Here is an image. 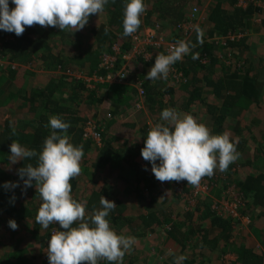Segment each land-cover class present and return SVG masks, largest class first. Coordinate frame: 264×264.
<instances>
[{"label": "crops", "instance_id": "crops-1", "mask_svg": "<svg viewBox=\"0 0 264 264\" xmlns=\"http://www.w3.org/2000/svg\"><path fill=\"white\" fill-rule=\"evenodd\" d=\"M176 1L179 3L176 4L175 0H172L171 4H168L167 0H144L147 10L140 17L141 25L139 29L161 23L162 27L166 29L167 39H176L179 36L176 31L177 24L187 19L190 20L187 22H194L191 42L195 39L197 41L195 29L197 27L201 29L203 43H198L197 47L212 46L218 62L212 68V72L199 71L197 73L196 83L192 84L205 91L203 94L204 100H196L194 104L190 105V115L196 118L199 123L206 125L211 135H221L228 132L230 140L243 139L246 141L247 146L252 149V146H255V143H258L261 138L264 142V1L255 3V13L247 18V22L242 28L235 31L236 35L242 34L243 36L244 31L246 32L245 42L242 46L227 45L228 37L232 36V33H227L225 36L216 32L215 25L206 17L209 6L215 5L212 0ZM249 1L251 0H238L236 5L237 7L246 8ZM112 5L114 6L113 3H109L105 6L103 13L94 15L90 24L77 32L74 30L61 31L55 27L38 25L35 33H31L23 40V48L20 49L24 53V57L13 54L17 50L14 46L17 42V36L14 33L0 30V57L4 59L2 61L3 70L7 71L6 74L13 80L7 79L0 83V87L5 92L1 100L9 102L7 106L11 110L8 112L7 108H0V123L16 118L19 114L16 111L17 106L13 105L12 102L20 88L26 93L35 92L46 89L54 80L59 81L65 77L83 81L82 84L89 91L96 89L98 91L101 88L100 93L104 96V102L101 106L92 104L93 100H90L89 97H94V94L88 96L90 92L89 94L85 93L84 96L82 95L81 102L78 104V110L84 119L90 117H95V120H99L101 117L105 119L101 129L105 137H103L102 145L95 144L85 156V159L81 161V172L77 176V187L71 195L78 202H86V215L90 216L95 210L101 209L100 199L103 195L101 193L106 190V195L103 196L117 205L114 213L117 220H120H118L116 228L112 224L110 226L117 234L136 238L135 245L125 254L123 264H174L179 256L186 257L181 264L189 262H191L190 264H264V201L262 205L254 206L252 204L246 210L245 217L251 219L249 225L244 217L241 219V223H238V225L234 223L229 230L220 226L213 227L208 219L200 217L199 222L192 219L190 223L192 231L196 230L198 235L194 236L192 234L189 243L180 244L166 233V225L147 227L141 224L140 216L148 214L147 205L150 194L145 192V189L143 190L145 182L137 184V175H130L132 172L131 166L122 163L121 171L111 168L109 165H102L99 162V154L105 147L106 141H112L114 138L116 139V141H113L114 153L121 152V145L124 143L127 145L126 150L134 147H137L136 151L141 150L145 143H143L144 138H147L148 134H143L144 129L147 127L146 132H149L156 123L162 122L160 115L166 109L165 106L160 109L161 104L159 103L148 106L145 105L146 103L143 105L138 103L131 106V110L127 112L119 109L118 106L115 107L109 98L111 90L107 87L111 86H109L110 84L106 86L107 84L103 82L107 71L101 66L102 59L105 55H114V47L122 49L123 45L121 43L129 38V36H123V30L118 21H116L118 26L109 29L110 17H108V12L110 15ZM9 6L10 9L15 7L11 3ZM117 7L118 5H115L114 8ZM195 7H198L199 13L193 17V8ZM222 8L228 11L230 4L227 2ZM234 12L229 13L233 14ZM177 14L180 16L184 14L186 17H173ZM50 30L53 31L52 34ZM105 31H107L106 36ZM50 36H52V41ZM40 38L46 40L44 44L39 45L36 43L37 39ZM44 45L48 47V51ZM9 48L12 49L11 52ZM33 48H37V50L35 51ZM30 51H35V54L28 59L27 54ZM148 51L152 53L153 49L149 48ZM158 54L164 53L155 51L151 54L149 60L152 64L147 67L149 71ZM49 57L53 62L51 66L46 61ZM85 57L98 63L97 68L94 67L93 63L90 64L91 69L89 63L84 68L76 64L79 59ZM189 59L187 60L188 63ZM55 62H58V64L56 65ZM137 62H133L131 67L134 70V77L130 80V83L123 84L124 86L136 89L133 79L138 77L141 78L142 83L144 81V83L150 84L151 87H158V90L164 87L174 89L176 92L181 90V85L179 86L168 79L167 81L165 79L156 81L143 79L144 67ZM219 81H228L227 85L233 88H235L234 84L240 85L241 97L244 100H241L238 106H231L233 100L229 98L234 95V91L227 92V89L222 88L216 94L213 90V85H219ZM159 99L157 98V102ZM163 99L167 103L170 101L173 103L170 96H165ZM186 100H182L181 103ZM242 103H245V105ZM178 104L176 101L174 106L169 105L168 108L176 109L178 112L185 114V111ZM227 104L229 107L225 112L222 108ZM70 109L67 110L71 111ZM109 112L114 113L111 116ZM134 162L140 166V169H146V166L148 169L150 165L141 155L137 156ZM260 164L258 166L261 171H258V174L264 172V165H262L264 163ZM18 165L19 162L11 164L9 160L5 164L1 163V166L5 168V174H14ZM254 169L252 167L246 173L244 171V178L251 176ZM255 174L257 173L255 172ZM153 182L154 184L152 183V188H150V190L152 189L151 197L158 196L159 202L165 200V198L166 200L173 199L175 195L172 191L175 188L173 181L159 183L155 178ZM95 195L98 198L99 206L94 205L92 207L91 200L94 199L93 196ZM248 195L250 196L248 199L250 202L254 195L251 192ZM29 196L30 194L27 197ZM13 197H15L14 204L10 202ZM140 197L142 202L139 200ZM143 202L146 203L143 204ZM22 203L18 196L13 195L7 199L3 208L0 204L2 209L0 210V264H9L8 260L15 257H20V259L22 257L29 264H46L48 241L44 242L43 240L42 242L41 240V231H44V229H41V225L37 228L33 219H24L22 216L21 219H18V215L12 213L17 208L20 209ZM33 203L35 206L40 207V197L35 198ZM155 208H157V211L160 209L158 206H155ZM19 209L17 210L20 213ZM172 218L179 219V216H173ZM127 219L132 221L131 224L128 221L126 223ZM9 220L16 221L19 227L18 231L8 227ZM53 229L64 231L59 225H56ZM224 259L228 261L225 263L223 262ZM47 264H49V261ZM98 264H109V262L101 260Z\"/></svg>", "mask_w": 264, "mask_h": 264}, {"label": "trees", "instance_id": "trees-1", "mask_svg": "<svg viewBox=\"0 0 264 264\" xmlns=\"http://www.w3.org/2000/svg\"><path fill=\"white\" fill-rule=\"evenodd\" d=\"M168 4H171L172 0H167ZM258 1H264V0H251L248 2V6L246 8L243 7H237L236 2L238 0H212V3L215 5L209 6L208 12L206 14V17L215 25L216 32H219L221 35H225L227 33H232V36L234 37L233 40L228 37V41L226 42L229 46H242L245 42L246 38V32L244 31V36L239 38L238 35L235 34V31L237 29L242 28L247 22V18L251 16L253 13H255L256 7L255 3ZM129 0H109V3H113L111 7H115V5L118 7L114 10L110 11V15L108 12L109 18V29L113 26H118L116 21L121 25V28L123 30V19H124V8L126 3H128ZM230 4V9L228 11L223 10L222 6L225 3ZM108 3V4H109ZM175 3H179L175 0ZM107 4V5H108ZM106 5V6H107ZM172 9V8H170ZM166 10V9H165ZM235 11L233 14H230L229 12ZM167 12V10H166ZM169 15V13L167 12ZM96 15V14H94ZM92 15L89 18V23L94 17ZM175 18H185L186 15L182 14L180 15H173ZM187 21L190 20H184L182 22H179L177 25H180L182 23H188ZM38 25L33 26H25V32L20 36L17 37L16 44L14 45L17 50L15 51L16 56L18 57H24V53L21 51L20 48L22 47L23 40H25L31 33H35L36 27ZM143 28V27H142ZM139 30V29H138ZM166 30V29H165ZM53 31L50 30V33L52 34ZM178 32V31H177ZM105 36L107 34V31L104 32ZM166 33V32H165ZM109 34V33H108ZM110 36V34H109ZM50 39L52 41V36H50ZM180 36H178L176 39H171V41L179 40ZM22 40V41H21ZM21 41V42H20ZM46 40L37 39L36 43L41 44L45 42ZM113 42V41H112ZM188 42H191V38ZM193 44L196 45L194 49H192V52L198 53V59H192L191 53L188 56H184L181 61H178L176 64L173 65V67L176 68V70L180 73H182L181 82L177 85H181V90L179 92L174 91V89L170 88H161L158 90V87H151L150 84L144 83L143 81V97L141 98L138 89H131L127 86H124L122 84L114 83L110 84L106 83V86L111 92L109 93V98L114 103L115 107L118 106L119 109H123L127 112L131 110V106H135L138 103H141L142 105L146 103L145 105H154V104H161L160 109L168 108L169 105L174 106L179 102V107L182 108L185 111V114H190L191 108L190 105L194 104L196 100H204L203 94L205 93L204 90L197 87L196 85H193L192 83H196V75L199 71H210L212 72V68L217 65V57L214 54L212 50V46L205 45L203 48L197 47L198 42L195 40H192ZM123 45L122 51H125L127 53H131V38L129 36L128 39L124 41V43H121ZM8 46V45H7ZM33 47V46H31ZM45 49L48 51V47L44 45ZM35 51L37 48H33ZM1 50V49H0ZM9 51L11 52L12 49L9 48ZM35 51H30V53L27 54V58H32V56L35 54ZM164 53V52H163ZM165 54V53H164ZM12 56V55H11ZM190 58V59H189ZM45 60V57L43 58ZM189 59V63L187 60ZM205 60L206 63H202V60ZM4 59L0 57V83L10 79L12 80L7 74V71L3 70V61ZM46 61L52 65V61L50 57L46 59ZM122 61V60H121ZM120 60L117 63V66L115 68V72H117L120 69ZM138 62L141 66H143L142 77L143 79L146 78L147 72L149 69L148 65H151V61L149 59H145L143 57L138 58ZM137 62V63H138ZM56 65L58 62H55ZM89 63H93L94 67L97 68L98 63H95L94 61L88 59L87 57L81 58L77 61V65L84 68ZM147 68V69H146ZM91 69V68H90ZM83 70V69H82ZM145 76V77H144ZM141 80V78H139ZM168 79V78H167ZM166 79V81H167ZM169 80V79H168ZM13 81V80H12ZM76 80V79H68L64 78L59 81H53L51 82L50 86L46 89L39 90V91H32L30 93L24 92L23 89L20 88L18 93L16 94V98L13 100L12 104L17 106L16 111L19 112V114L16 116V118H12L11 120L4 121L3 123H0V159L5 158V156L10 155V145L13 141L19 142L22 146L29 150H35L37 153H39L42 148L45 139L51 134V129L48 127L49 118L51 116H58L60 119H62L64 122L70 124V128L68 129V135L70 137V142L74 146L83 145V151H84V157L82 160L85 159V156L89 153L91 148L95 146V143L92 141L84 140L83 133L86 127V123L90 121H94L95 124L98 127V131H100L102 140L104 134L102 133V124L104 123L105 119L100 118L99 120H95V117H90L88 119H84L83 115H81V112H79L78 104L81 102V97L84 94H94V97H89L92 101V104L95 106H101L104 102V96L102 93H100L101 88L89 91L85 89V86L82 84L83 81ZM172 82V80H171ZM220 84L217 86L213 85V90L216 94H218L221 89H227V92H233L234 95L230 97L229 99L233 100L231 103V106H238L240 104V101L242 100L241 97V88L240 85L234 84L235 88L231 87L230 85H227L228 81H219ZM191 83L192 85H190ZM244 92V90H242ZM34 92V93H33ZM98 92V94H97ZM157 94V95H155ZM5 95V92L3 91L2 87H0V108L5 107L7 108V111H11L7 104L9 102L2 101V97ZM97 95V96H95ZM165 96H170L172 98L173 103L170 101L167 103L163 98ZM186 97V98H185ZM157 98H160L157 102ZM187 99L185 102H182V100ZM244 100V99H243ZM242 100V101H243ZM162 103H161V102ZM202 102V101H201ZM67 103V104H66ZM87 105L89 103H86ZM245 105V103H242ZM112 105V103H111ZM91 106V105H88ZM228 104L225 105L222 109L226 112V109L228 108ZM68 108H71L67 110ZM159 109V110H160ZM7 112V113H8ZM78 112V113H77ZM114 112L109 114L112 116ZM102 116V115H100ZM104 116V115H103ZM224 120V119H223ZM147 127L144 129L143 134H147ZM142 134V136H144ZM144 141L143 143L145 142ZM113 141H116L114 138L112 141H106L105 147L100 151L99 154V162L102 165H109L111 168H114L116 170L122 171V163H126L131 166L132 172L130 175H137L136 183H144L145 187L143 190L145 192H148L150 194V198H148L149 203L147 205V212L148 214L146 216H140V222L144 226L151 227L154 225L157 226H165L166 225V233L170 235V238L178 241L180 244H187L190 242L191 235L194 236L198 235V232L196 230L192 231V225L190 224L192 219H195L196 221H200V217L203 219H208L212 226H220L223 229H230L231 225L236 223H241V219L244 217L247 224L249 225L251 223V219L249 217H245L246 210L249 209L252 204L254 206L262 205L264 201V172L259 173L258 171H261L260 167L258 166L260 163H264L261 161H264V142L261 138L258 143H255V146H252L251 149L249 146H247L246 141L243 139H238V141L231 140L236 145V150L239 153V158L232 164L229 165V168L225 172H220L218 170L215 171L214 175L211 177H203L201 180V183L206 184L208 187V193L207 196L203 197L200 195V193L195 194V188L196 186L188 185V182L185 181L183 187L181 188L180 185H178L177 181H173L174 183V190L172 191L175 193L173 199L171 200H161L159 202L158 196L151 197L152 194V183L154 184L153 180H155V176L151 171V164L149 165L148 169H140V166L134 162L135 158L140 154L141 150H137V147L131 148L130 150H126V143L122 144V150L119 153L113 152ZM145 146V143H144ZM143 146V148H144ZM250 154V155H249ZM142 157V156H141ZM36 158H33L31 160L26 161H20L19 165L17 166V170L14 174H5V168L4 171L1 168V162H0V204L2 208L4 207V204L6 203L8 198H11V196L15 195L18 196L22 200V207L19 209L21 212L19 213L18 210L12 212L16 215H18V219L22 218H30L35 220L36 214L39 210V207L33 203V200L39 196L38 192L35 188V182H33V187L27 188L25 190L23 181L20 180L18 176V169L25 167L27 163H32L34 166L36 165ZM264 165V164H262ZM254 167L253 173L251 176H247L244 178V171L249 170V168ZM261 166V164H260ZM147 168V166L145 167ZM264 169V168H263ZM149 170V171H148ZM263 171V170H262ZM255 172L257 174H255ZM157 182L160 183L156 179ZM6 182H19V187L15 189H4L3 185ZM72 185V193L75 191L77 187V177L73 178L70 181ZM162 183V182H161ZM140 188V187H139ZM142 190V189H141ZM138 192L140 191L137 190ZM176 191V192H175ZM254 195V198L251 199V204L249 202V193ZM30 194L29 197H27ZM101 194L106 195V190H104ZM232 194H238V199L240 200L237 217H233L230 214H226L225 212L221 210H217L215 208L216 204H219L223 200H228L229 195ZM100 196V194H98ZM26 197V198H25ZM94 199L91 200V206L94 205L99 206V201L97 196H93ZM24 199V200H23ZM139 200L142 202V198L140 197ZM145 201V200H144ZM43 201L41 200V204ZM146 202H143V204ZM155 206H158L160 209L157 211ZM102 208V206H101ZM252 208V207H251ZM0 210H2L0 208ZM92 210V209H91ZM23 212V213H22ZM93 212V211H92ZM202 213V214H201ZM244 214V215H243ZM173 216H179V219H173ZM110 224L113 225L114 228H116V225L118 223L117 217L115 216L114 210L110 213L109 217H107ZM120 221V220H119ZM131 224L132 221L126 220ZM36 222V221H35ZM59 225L58 223L56 224ZM56 225L53 223L49 226L47 230L44 229V231H41L42 236L41 240L43 242L49 241L53 229L56 227ZM39 224L36 223V227L38 228ZM76 226L75 224L73 225ZM42 229V227H41ZM66 231L65 229H63ZM225 233V231H224ZM240 250V249H239ZM237 250V251H239ZM15 260V261H14ZM46 264L48 263V259L45 261ZM224 262V261H223ZM9 264H29L24 258L21 257H15L14 259L10 258L8 260ZM191 262L187 263L190 264Z\"/></svg>", "mask_w": 264, "mask_h": 264}, {"label": "clouds", "instance_id": "clouds-1", "mask_svg": "<svg viewBox=\"0 0 264 264\" xmlns=\"http://www.w3.org/2000/svg\"><path fill=\"white\" fill-rule=\"evenodd\" d=\"M10 3L15 5L10 9ZM109 0H0V30L14 33L17 37L25 32V26L55 27L61 31H80L89 18L104 12ZM147 10L144 0H129L124 8L123 36L137 32L140 17ZM197 42L202 44V31L197 27ZM191 42L178 41L170 46L168 54H158L146 78L149 81L167 79L171 66L191 53L192 59L199 54ZM160 120L147 134L142 158L151 164V171L160 182L187 181L199 186L203 177H211L215 171L225 172L239 158L230 134L211 135L208 127L190 114L166 108ZM51 134L45 139L42 150L37 153L19 142L10 145L8 160L11 164L36 158V165L27 163L18 169L25 190L33 187L43 201L35 221L47 230L51 224H59L66 231L54 230L47 246L49 264H123L124 256L136 243L133 236L117 234L107 219L117 205L100 199V210L86 215V202H78L71 195L70 181L79 176L80 163L84 157L83 145L70 142V124L58 116L49 118ZM147 170V168L145 169ZM19 182H6L4 189H15ZM15 197L10 201L14 204ZM76 225L75 227L73 225ZM8 227L16 230L15 220ZM186 259L179 256L174 264Z\"/></svg>", "mask_w": 264, "mask_h": 264}, {"label": "built area", "instance_id": "built-area-1", "mask_svg": "<svg viewBox=\"0 0 264 264\" xmlns=\"http://www.w3.org/2000/svg\"><path fill=\"white\" fill-rule=\"evenodd\" d=\"M199 13L198 7L193 8V17H195ZM194 22H188L184 24H180L177 26L176 31H178L180 39L179 40H168L166 37L165 29L162 27L161 23H156L154 26H146L142 29L137 30L136 33L130 36L131 38V53H127L122 51L120 47H114V55H105L102 59L101 66L104 70L107 71V75L103 82L109 84H125L129 83L130 80L134 77L132 70V63L138 61L139 57H143L145 59H149L153 52L162 51L165 54H168L170 46L175 45L178 41L184 40L188 42L192 36L194 31ZM239 38L242 37L238 35ZM230 39L233 40L234 37L230 36ZM149 48L153 49V52L150 53L148 51ZM120 62V69L115 72V68L117 66L118 61ZM202 63H206L203 59ZM1 64V63H0ZM182 73L178 72L175 67L171 66L170 72L168 74V79L172 80L175 84L181 82ZM134 85L138 92L143 97V83L138 77L133 79ZM89 83V82H88ZM84 140L92 141L96 145H102V137L100 131H98V127L94 121H90L86 123V127L83 133ZM185 181L178 182V185L183 187ZM200 187L204 191H200ZM200 193L201 196L205 197L208 193V187L206 184L200 182L199 186L195 188V194ZM240 200L238 199V194L229 195L228 200H223L219 204L215 205L217 210H221L226 214H230L233 217H237V211ZM239 217V216H238Z\"/></svg>", "mask_w": 264, "mask_h": 264}, {"label": "rangeland", "instance_id": "rangeland-1", "mask_svg": "<svg viewBox=\"0 0 264 264\" xmlns=\"http://www.w3.org/2000/svg\"><path fill=\"white\" fill-rule=\"evenodd\" d=\"M129 83H130V82H129ZM126 84H128V82L125 83V85H126ZM5 158H7V156H5ZM5 158L0 159L1 163H3V164L6 163V161H7L8 159H5ZM2 169H3V171H4V166L2 167ZM200 191H204V190L200 187ZM18 229H19V227H18L15 231H18ZM226 261H228V260H227V259H224V262H225V263H226Z\"/></svg>", "mask_w": 264, "mask_h": 264}]
</instances>
